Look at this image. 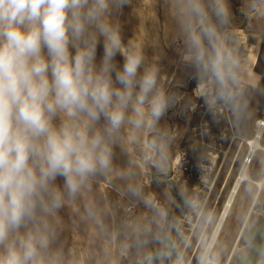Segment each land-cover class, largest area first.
Masks as SVG:
<instances>
[{"label": "clouds", "instance_id": "1", "mask_svg": "<svg viewBox=\"0 0 264 264\" xmlns=\"http://www.w3.org/2000/svg\"><path fill=\"white\" fill-rule=\"evenodd\" d=\"M169 3L196 62L221 86L218 98L233 102L227 88L229 81L238 82V64L220 30L231 18L229 0ZM130 4L0 0V264H75L61 239L59 213L90 191L98 176L111 175L116 149L156 132L172 106L157 66L147 61L140 43L124 38L120 17ZM206 47L213 53L207 60ZM146 147L150 155L158 154L153 163L163 171V138ZM120 175L128 195L151 212L123 233L129 241L125 250H136L134 264H187L184 248L189 245L182 239V248L173 239L171 230L179 234L180 229L170 220L167 203L146 195L135 171ZM254 187L264 188V172L248 191ZM178 194L204 223L213 222L198 200L184 190ZM83 218L99 222L95 204L85 205ZM246 227L245 259L252 264L250 252L255 251L254 264H264V243L255 241L257 222ZM218 229L219 224L200 238L196 264H221ZM150 244L158 247L150 249Z\"/></svg>", "mask_w": 264, "mask_h": 264}, {"label": "rangeland", "instance_id": "2", "mask_svg": "<svg viewBox=\"0 0 264 264\" xmlns=\"http://www.w3.org/2000/svg\"><path fill=\"white\" fill-rule=\"evenodd\" d=\"M229 7L233 22L220 29L227 34L225 47L230 45L233 56L238 46L231 38L240 40V49L247 46L250 56L245 60L249 64L246 72L251 76L248 84L235 70L238 82L229 81L227 88L235 97L231 103L218 98L221 86L210 71L205 70L195 81H189L191 72H199L200 67H194V61L187 55L191 48L177 24L169 0H131L130 6L123 9L120 19L125 40L134 39L142 45L147 61L159 70L161 88L174 102L159 121L156 132H145L131 140L124 150L117 148L113 173L98 176L90 191L59 213L61 239L71 251L75 264H134L136 250L131 247L125 250L129 241L123 233L133 223L148 219L151 212L126 191L127 181L120 173L130 169L136 172V182L142 185L146 195L167 203L170 220L180 229L179 234L175 228L171 230L173 239L182 248V239L187 240L189 247L184 248L187 264H196L200 243L193 253L195 245L201 236L213 231L248 151L246 140L254 136L257 121L264 118V0H229ZM212 54L209 49L208 57ZM101 55L102 46L98 47V60ZM117 60L122 63L120 57ZM157 137H162L166 146L163 171L153 163L158 154L150 155L146 147V141L149 144ZM262 154L260 151L259 155ZM262 172L264 167L259 168L255 158L249 176L255 179L254 175ZM57 182L63 183L62 180ZM180 190L201 205L205 203L201 211L213 217L211 224L204 223L185 205L178 194ZM245 194L244 189L239 193L219 238L218 250ZM262 194L251 217L259 229L257 244L264 243V189ZM88 203L96 205L98 223L83 218ZM130 205L134 207L133 212H126L125 208ZM248 234L247 229L229 264H248L243 251ZM148 247L154 249L158 245ZM256 256L255 251L250 252L252 264Z\"/></svg>", "mask_w": 264, "mask_h": 264}, {"label": "bare ground", "instance_id": "3", "mask_svg": "<svg viewBox=\"0 0 264 264\" xmlns=\"http://www.w3.org/2000/svg\"><path fill=\"white\" fill-rule=\"evenodd\" d=\"M248 62H244V67H243V77L241 80H243L244 82L249 83L250 81V74L246 71H248ZM245 70V71H244ZM257 82V80H256ZM255 82V83H256ZM253 84V83H251ZM263 139H264V119H261V121L256 125V132L254 134V136L248 140H246L247 145H248V151L243 159L242 165L235 177V180L233 182V185L231 187V190L229 192L228 198L218 216V219L214 225L213 230L216 228V225L219 224V229L217 232V242L219 240V237L226 225V223L228 222V218L231 214L232 208L234 206L235 200L237 199V197L239 196V193L241 191L242 186L244 185L245 182H251V181H255L254 179H252V177L249 176V170L254 162L255 157L257 156V154L262 151L264 153V144H263ZM146 145H148V142L146 141ZM253 146H255L256 151L253 152ZM261 189V192L264 188H259L257 187V192L253 201V204L250 208V211L253 213H255V203L257 202V195L259 193V190ZM260 192V194H261ZM259 198V197H258ZM248 220V216L244 222V225L246 227L247 225V221ZM247 221V222H246ZM244 231V230H243ZM238 239V238H237ZM233 250V249H232ZM232 252V251H231ZM232 256L229 258L230 260L232 259ZM229 260V261H230ZM222 264H229L228 262L222 263Z\"/></svg>", "mask_w": 264, "mask_h": 264}, {"label": "crops", "instance_id": "4", "mask_svg": "<svg viewBox=\"0 0 264 264\" xmlns=\"http://www.w3.org/2000/svg\"><path fill=\"white\" fill-rule=\"evenodd\" d=\"M232 22H233V20L230 19V21H229L228 24H232ZM205 44H207V42H205ZM209 49L210 48H207L206 47L205 60L208 59ZM190 50H191L190 54H187V55H188V57L191 58L190 59L191 61H194L192 65L194 67H196V68H197V66L200 67L199 72H196V73L191 72V74L189 75V81L192 82V81H195L196 78L199 77V75L205 74V69H204V67L202 65H200V64H198L196 62V60H195V52L192 49H190ZM194 67H193V69H196ZM246 136H247L246 138H248L249 137V134L246 135ZM255 158H256V163L258 164V167L259 168L264 167V164H262V163H264V154L259 155V153H258ZM254 176H255V179L254 180H256L258 178V176H256V175H254ZM249 187H250V182H249V184H244L242 186V188H241V191L244 189L245 192H246V194L243 197V199L240 201V204L239 205H240L241 208H239V212H238L237 216L235 217L234 222L230 226V229L228 230V233H227L226 238H225V240L223 242V245L219 249V251L221 253V264L229 261V258L231 257V254H232L231 251H233L232 249H234V247L236 246V249H235V251L233 253V257H234V254H235V252H236V250L238 248V245H239L240 241L242 240V237L246 234V231H247V227H245V225H244V222H245L247 216H248V220H247L248 222L246 221L247 224H249L250 221H252L251 220V217H252L253 214H252V212L250 213V208H251V206L253 204V201H254V198H255V195H256V192L257 191H255V187H254L253 190L251 192H249L248 191ZM262 195L263 194L261 192V194L258 196L259 198H257V202L259 201V199H260V197ZM238 197H237V199H238ZM237 199L235 200V203H236ZM256 203H255V205H256ZM200 238H199L197 244L195 245V248H194L193 253L199 248L198 246H199V243H200ZM255 239H256V236H255ZM233 257H232V259H233Z\"/></svg>", "mask_w": 264, "mask_h": 264}, {"label": "built area", "instance_id": "5", "mask_svg": "<svg viewBox=\"0 0 264 264\" xmlns=\"http://www.w3.org/2000/svg\"><path fill=\"white\" fill-rule=\"evenodd\" d=\"M231 40L233 41V43L236 42V44L238 46L235 48L236 51H235L234 55L232 56L237 61V64H238V67L235 70L238 73V75L243 74L244 73L243 72L244 62H245L246 58H248V56H250V53L247 50V46L245 48L240 49V40H236V39H232V38H231ZM229 46H226V48L228 49V52L231 55L232 51H231ZM262 119H264V118H262ZM260 121H261V119L257 121V124ZM156 199L159 200L161 203H163L160 198L159 199L156 198ZM204 207H205V203L202 205V210L204 209ZM133 209H134V207L132 205H130V206L125 208V211L126 212H133Z\"/></svg>", "mask_w": 264, "mask_h": 264}, {"label": "water", "instance_id": "6", "mask_svg": "<svg viewBox=\"0 0 264 264\" xmlns=\"http://www.w3.org/2000/svg\"><path fill=\"white\" fill-rule=\"evenodd\" d=\"M260 192H261V189L259 190V193H258V195H257V198H258V196L260 195ZM250 213H251V211H250ZM235 249H236V246L234 247V249H233V251H232V254L234 253ZM232 254H231V256H232ZM229 260H230V259H229ZM228 263H229V261H228Z\"/></svg>", "mask_w": 264, "mask_h": 264}]
</instances>
